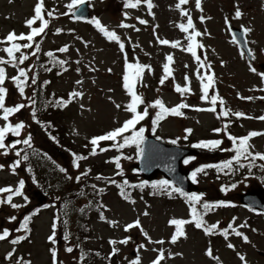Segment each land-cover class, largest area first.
I'll return each instance as SVG.
<instances>
[{"label":"rangeland","instance_id":"obj_1","mask_svg":"<svg viewBox=\"0 0 264 264\" xmlns=\"http://www.w3.org/2000/svg\"><path fill=\"white\" fill-rule=\"evenodd\" d=\"M86 1L92 17L98 18L109 30H114L120 36L125 48L121 52L118 43L108 41L90 21L71 18L66 7L71 0H44V15L50 21L49 27L45 33L35 38V42H39L41 46L37 56L31 55L34 47L21 49L29 55V59L20 67L27 69L30 65L33 66L29 72V84L33 75L37 77V82L49 81L50 83L44 85L45 92L48 94L52 92L65 100L69 98V93L72 91L82 92L83 96L72 100L63 107L62 112H55L52 115V126L55 128L59 143L53 142L35 122L31 105L11 115L8 121L0 118V126L7 123L14 125L21 121L25 124L19 136L12 133L6 135V144L31 136V147L22 143L18 144L14 149H9L8 155H3V149H0V164L5 166L0 169V187L15 188L21 179L24 181L23 196L12 198V202L21 207L14 209L7 203L0 204V232L7 228L11 234L7 240L0 241V264H17L20 258L30 261V264H52L49 251L51 248L56 249L57 259L63 264H131L137 256H139L140 264H150L158 254L153 249L161 248L164 249L165 258L160 264H217L212 256L206 255V250L209 248L212 250V255L218 257L222 264H264V255L259 254V251L264 252V215L254 214L240 206L238 202V195L246 189L264 187V167H261L264 161L257 159L249 172L248 160L241 158L240 163L246 165L244 168H240L233 161L231 170L218 171L216 168L215 171L205 170L207 174L199 173V182H196L200 190L195 193H204L203 200L226 201L234 205L209 212L204 217L207 224L219 221L218 227L225 228L233 222L235 217L234 227L241 224L247 225L243 228L237 227L238 231L249 238L247 242L242 237L232 234L231 230L226 240L219 231L216 234L206 235L203 229H197L194 223H189L183 226L185 237L179 238L173 244L170 243V237L175 231V226H170L168 221L181 217L190 219V207L188 208L189 203L186 200L183 201L175 195H150V186H145L143 189L133 188L129 194L130 200L122 198L119 194L117 185L122 184L124 180L133 185L143 180L138 171L132 167V163L137 159L135 146L119 150L112 148L106 152L98 150L97 155H88L91 151L89 140L93 136L102 135L119 127L130 117L123 108L130 99L122 87L125 60L151 66V71L145 69L142 81L138 84L141 92L139 94L143 96L146 103L160 98L168 107L182 100L198 108L211 107L210 100H200L202 93L200 81L197 78V73L204 75L207 72L215 77L214 88L209 90L210 96L216 94L223 98L226 108L242 111L247 117H252L236 118V121L235 118H231L233 122L228 124L227 117L217 119V113L220 111L218 102L217 113L188 108L181 110L184 112L183 116L169 115L160 121L154 133L167 141H182L181 146L187 147L190 142L196 144L202 140H222L219 148L215 150L200 148V153L193 156L194 159L187 164L183 162L191 173L202 165L221 164L235 155L232 141L228 139V135H224L226 132L236 137L245 136L249 131L264 132V121L255 118L264 115V100L258 99L264 96V81L259 75L264 73V67L261 66L264 63V0H201L200 9L196 8L195 0H189L188 4L181 6L191 15L194 29L201 33L206 30L208 33L196 37L197 42L203 45L196 51L201 60H206L210 68H199L195 58L185 50L188 33L182 32L178 25L186 24L187 16H182L181 9L175 8L179 0H152L153 15H149L147 5L143 3L137 8L125 9L123 0ZM36 2L37 0H0V40H3L10 31H14L17 35L27 34L30 31L25 25V20L34 15L33 7ZM237 6L242 13L239 18L235 17ZM53 9H55L56 18L48 17L46 14ZM125 12L128 14L127 18L124 16ZM63 13L68 14L63 15ZM201 16L205 17L203 22L200 20ZM137 17L146 20L147 24H140ZM226 18L238 27L251 29L245 37L255 57L254 60L241 54L243 51L233 41ZM121 21L135 27L121 28L119 27ZM35 25L39 26V21L33 27ZM57 28L62 29L59 34L55 32ZM191 31L190 29L189 32ZM157 37L170 42L179 41L181 46L172 47L171 43L161 45ZM84 42H87V46ZM20 44L23 43L20 42ZM65 45L68 46L67 52L57 51ZM8 46L7 42L0 43V58L8 59L7 53L3 51ZM48 51H52L57 59L67 61V71L61 70L59 75L52 71L47 73L36 71L39 56ZM169 54L173 56V63L170 65L173 75L165 81L164 85H160L159 80L164 74L163 64L167 62L166 56ZM15 55L19 57L20 53ZM250 65L257 69L256 73L250 71ZM2 66L6 70V80L3 85L7 89L6 106H14L18 103L28 104L27 97H32L34 85L26 87L25 96L21 97L10 79L18 75L17 70L10 64ZM77 68L80 69L79 72ZM109 69L111 71H108ZM77 80L82 83L76 84ZM186 83L191 88V92L182 97L175 91L174 86L179 84L183 87ZM237 93L243 97L252 96L257 99L243 100ZM116 104H120L121 108L117 109ZM143 109L144 105H141L138 110L143 111ZM156 111L157 109L149 108V116L137 125V128L141 126L145 128L144 135L152 132V118ZM0 117H2V111H0ZM225 124L228 125L226 132H213L214 128H224ZM185 129H192V132L186 133ZM125 135H130V132ZM185 136L187 139H184ZM111 143L112 141H101L100 147L107 148ZM86 144L88 147H85ZM249 144L252 145L250 151L264 153V135L251 138ZM221 149H231V151ZM17 150L21 151V156L25 153L30 154L34 150L43 154L47 153L52 166L49 174L51 185L59 182L61 188L71 194L62 200L52 188L33 184L27 177L28 169L24 168L26 161L22 160L13 173L9 166L20 159L15 154ZM72 153L88 156V159L79 161V168H75ZM116 156H121L119 169L116 168L115 162H112V158ZM60 168H64L65 172H61ZM86 169H90L87 175L89 180L83 177L77 182L75 177ZM216 173L217 177H213ZM98 174L106 179L98 180L96 178ZM69 177L72 178L69 179ZM108 180H115L116 183H108ZM161 180L163 178L158 177L155 181ZM83 185H88L91 190H94L91 186L96 185L97 191L101 188L104 191L100 192L97 212L93 215L89 214L88 220L83 222L87 224L86 228L89 230L86 232L88 234L86 242L80 250L81 246L74 247L69 238L65 241L66 217L60 218V216H63L65 212L62 210L65 203L74 199V194L84 191ZM222 188L227 190L224 191ZM36 191L43 192L46 199L39 201V194H34ZM49 194H51L50 198ZM7 195L8 193L0 194V197ZM25 196L27 201L24 199ZM78 203L80 205L75 206L73 212L80 211L84 200ZM45 205L48 207H44ZM68 207H70L69 204H67ZM37 209H39L38 212ZM34 212L36 214L32 215ZM66 212L68 216V211ZM101 212L105 216L103 221L100 219ZM145 212L148 214L144 215ZM26 215H31L29 231L17 232L16 229ZM11 216H16L17 219L10 222L8 218ZM70 217L75 220L74 216ZM54 219L57 224L55 244L48 240L53 232ZM137 219L152 241L163 240L164 243H149L138 228L125 231V225ZM73 220L69 227H76ZM108 221L117 223L113 225ZM73 231L75 236L77 231L74 229ZM19 235H26V238L18 244H11L10 240ZM126 238H129L128 243H119ZM110 240L117 243L110 244ZM228 243L233 244L234 248H228ZM140 244L146 247L139 249ZM66 247H73V252L65 251ZM113 248L118 251L109 258ZM13 249H15L13 256L5 259L6 254ZM82 250L86 253L83 261L80 260ZM176 253L180 255H175ZM240 256L245 259L242 261Z\"/></svg>","mask_w":264,"mask_h":264},{"label":"snow or ice","instance_id":"obj_2","mask_svg":"<svg viewBox=\"0 0 264 264\" xmlns=\"http://www.w3.org/2000/svg\"><path fill=\"white\" fill-rule=\"evenodd\" d=\"M189 0H179V2L175 5L176 9H181V15L182 16H187V23H180L178 27L182 32L188 33L187 35V45L185 50L195 58V60L198 63L199 68H210V65L206 63V60H201V57L197 55V48H202L203 45L199 44L196 40V37L206 35L208 34L207 31L205 30L204 33H201L199 31H196L194 29V24L191 15L187 12V10L182 9V5L188 4ZM86 3V0H71V3L67 4L66 7L68 9V12L72 13L75 19H83L84 18V12L82 6ZM146 4L147 8L149 10V15H153L151 12V9L154 7L152 0H123V7L125 9L128 8H137L141 4ZM195 6L196 8L200 9L201 8V0H195ZM33 12L34 15L31 16V18H27L25 20V25L30 29V31L25 34V33H20L17 35L14 31H10L6 37L3 38V40H0V43H5L7 42L9 44L8 47H5L3 49L4 52L7 53L8 59L5 60L3 58H0V111H2V118L4 121H8L9 117L17 112H19L21 109L28 107L29 105L32 106V117L34 120H37V108H36V91H33L32 97H27L28 104L24 103H18L15 104L14 106H6L5 100H6V94H7V89L3 86L6 80V70L2 66L4 64H10L13 68H15L18 72V75L10 77V79L14 82L16 88L18 89V92L21 97L25 96V88L26 87H31L32 85H35L37 83V77L33 75L31 77V84L28 83L29 81V72L32 70V65H30L27 69L24 67H20V65H23L25 61L29 59V55L25 54L21 49H33L34 51L31 52L32 56H37L38 53L40 52V43L35 42V38L38 36H41L43 33H45V30L49 27L50 21L45 18L44 12V0H37V2L34 4L33 7ZM47 16L56 18L55 17V9L47 11ZM68 13H63V15H67ZM127 12L124 13L125 18H127ZM242 15L239 7H236L235 11V17L239 18ZM138 22L140 24H147V21L144 19H141L137 17ZM205 19L204 16L200 17L201 22H203ZM39 21V26L38 27H33V25ZM90 22L94 24L96 29L108 40V41H115L118 43L119 49L121 52L124 51L125 45L123 42H121V38L119 35L116 34L114 30H109L105 25L102 24V22L96 18L92 17ZM227 22V18H226ZM119 27L121 28H129L132 27L134 28V25H129L121 21L119 24ZM192 30L189 32V30ZM62 31V29L57 28L55 30L56 34H59ZM136 31H139V29H136ZM155 33V29L153 30ZM251 29L249 28H243V33H248L250 32ZM236 37L233 36V40H235ZM16 41H28L27 43H16ZM157 41L161 45H167L171 43L172 47H180V42L179 41H172L170 42L167 39H160L157 37ZM85 46H87V42H84ZM247 41H245V46L247 45ZM58 52L64 53L68 51V46H62L59 49H57ZM78 51V50H77ZM15 53H20L19 57L15 55ZM242 55L244 54L243 52L241 53ZM47 57L50 58L49 63L53 65V67H59L62 71H67V68L65 67L67 61L62 60V59H57L52 51H48L44 53ZM248 55L254 60L255 57L252 54V50L248 49ZM166 63L163 64V72L164 74L161 76L159 80L160 85H164L165 81L169 78L172 77L173 75V69L170 67V65L173 63V56L171 54L166 56ZM77 63H79L77 61ZM223 63V62H222ZM40 67L46 71V72H51L52 67H47L44 64H41ZM187 68V65H185ZM125 70L122 76V87L125 89L126 93L130 97L128 103H126L123 108L126 112L130 114V117L126 119L119 127H116L102 135L98 136H93L89 140V144L91 145V151L89 152V156H95L97 155V151L99 152H106L112 148H115L117 150L123 149L125 147H132L135 146L136 148V155L137 157H141L144 155V149L141 147V144L144 142V133H145V128L144 127H139L137 128V125L143 121L146 117L149 116V108L152 109H157L155 112V116L152 118V124H153V132H155V126L162 120L166 119L169 115L172 116H183L184 112L181 111L182 109H188V108H193L194 110L197 111H209L213 113H217V108L216 105L219 102L220 105V111L217 113V119H220L221 117H228L229 115L235 116L237 118H252V117H247L246 114L242 111H232L229 108L225 107V102L223 98L219 97L216 94H212L210 96L209 90L214 88L215 85V77L213 74L205 73L204 75H200L197 73V78L200 81V88H201V96L200 100L201 101H209L211 103V107L208 108H198L193 105H189L183 100L171 107H168L165 105V103L162 101V99L157 98L152 102L146 103L143 96L138 93L137 91V85L142 81L143 78V73L145 69H148L151 71V66L150 65H145V64H140V63H129L127 60H125ZM77 72L80 71L79 68L76 69ZM94 70V69H90ZM108 71H111L109 69ZM250 71L253 73L257 72V69L255 67H252L250 65ZM58 75L60 74L59 72L57 73ZM262 81H264V73H259ZM185 81H188V76H185ZM44 84L50 83L49 81H44ZM82 81L77 80L76 84H81ZM174 89L177 93H179L182 97H184L186 94L191 92V88L188 86L186 83L183 87H181L179 84H176L174 86ZM111 91V90H110ZM238 97L243 100H253L257 99V97H243L240 96L239 93H237ZM83 93L78 92V91H72L69 93V98L65 100L64 98H55L52 101H49V106H59V107H66L72 100H74L77 97H82ZM258 99L264 100V96L258 97ZM141 105H144L143 111H139V107ZM115 107L117 109L121 108L120 104H116ZM81 108H83V105H81ZM256 119L264 121V115L255 117ZM37 123L39 121L37 120ZM25 127V124L23 121L17 122L14 125L11 123H7L3 126H0V149H3V155H8L9 149H14L16 145L18 144H24L28 147H31V136L29 135L28 138L23 139V140H16L12 144H6L5 143V138L8 133H12L13 135L19 136L21 129ZM228 125L225 124L224 128H214L213 132L215 133H221V132H226ZM130 135H125V133H129ZM186 133H191L192 129H185ZM228 139L232 141L234 149H235V155L228 161L222 162L221 164H205L202 165L198 168H196L192 173H191V180L195 183L197 182V175L199 173H206V169L209 168H216L218 171H221L223 169H232V164L233 161H235L240 168H244L246 165L243 163H240L241 158L244 160H248L247 167L249 169V172H251V168L253 166V163L259 159L264 161V153L260 152H252L250 151V148L252 145L249 144V141L251 138L256 137L258 135H264V132H257V131H249L247 135L242 136V137H236L231 135L230 133L227 134ZM55 139V137H52ZM159 139V137H157ZM184 139H187V136L184 137ZM101 141H112V143L109 145V147H100V142ZM122 141V142H119ZM172 144H176L177 140H172ZM222 144V140L219 139H214V140H202L196 144L193 145V147L197 148H203V149H208V150H215L219 148V146ZM85 147H88L86 144ZM225 151H231V149H221ZM16 156L20 157V159H17L12 165H10V169L13 173H15L16 168L21 164L22 160L26 161L28 160V154L25 153L23 156H21V151L17 150L16 151ZM73 156V167L79 168V161L86 160L88 159V156L85 155H80L76 153H72ZM128 159H131V157H127ZM120 159L121 156H116L112 158V162H115V166L117 169L120 168ZM191 159H194V157H189L188 159L184 160V163L187 164ZM5 166L3 164H0V169H3ZM261 167H264L262 165ZM61 172H65L64 168H60ZM90 172V169H86L83 172H81L79 175L75 177L76 181L79 182L81 179L85 176H87ZM118 175L120 173H117ZM72 177H69L71 179ZM98 180L99 179H106L103 178L101 175H97L96 177ZM108 183L115 184V180H108ZM145 186H150L154 190V194H167L169 196L173 195L174 193H178L180 196L184 197L186 202L189 203L190 207V219H182V218H172L169 219L168 224L170 226H175V231L170 237V243L175 244L177 240L181 237H185L186 233L184 231L183 226L189 223H194L195 227L197 229H203L204 233L206 235H212L216 234L217 231L221 235L224 236V238L227 240L231 230V233L234 234L237 237H242L245 242L248 241V237L244 235L243 232L238 231L237 227L243 228L247 227L246 224H241L239 226L234 227V221L235 217H233V222H230L227 227L225 228H219V221L213 224H207L205 221L204 217L207 215L209 212L215 211L219 207H228V206H234L231 205L230 202L226 201H207L203 200L204 193H186L181 187L176 186L172 184L168 180H161V181H156L152 182L149 185V182L147 181H142L139 184H130L127 180H124L122 184H118L117 187L119 188V194L121 195L122 198L126 200H130V195L126 191V188H141L143 189ZM24 187V181L21 179L18 182V185L13 188L11 186H6V187H0V194L8 193L6 197H0V204L7 203L9 204L12 208L16 209L21 207V205L15 204L12 202V198L14 196H23L22 189ZM93 189H96V185L91 186ZM232 187H235V185H232ZM222 190L226 191L227 189L222 188ZM99 192H103L104 189H99ZM83 194V193H81ZM25 201H27V197H24ZM59 199V198H57ZM91 203V202H90ZM199 205V207H197ZM44 207H48V205H45ZM65 209H67V204L64 205ZM103 207V205H101ZM37 212L39 209L36 210ZM81 212L84 211V209H80ZM36 213H32V215H35ZM65 211V215H66ZM148 213L145 212L144 215H147ZM9 221H15L17 218L16 216H11L8 218ZM100 219L103 221L105 220V216L103 212L100 213ZM31 220V215H26L24 216L23 220L19 224V228L16 229L17 232L23 230L25 233L29 231V222ZM67 224V221L64 222ZM110 224H116L117 222L115 221H108ZM57 227L56 221L54 219L52 228L53 232L51 235H49L48 240L51 241L53 244L56 243L54 237L56 235L55 229ZM132 228H138L142 232V234L148 239L149 243H156V244H163V240H157V241H152L151 238L148 236V233L143 230L141 227L139 219L133 221L132 223H128L125 225V231H128ZM10 231L7 228H4L2 232H0V241H5L10 237ZM26 238V235H19L16 236L14 239L10 240V243L15 245L18 244L20 241L24 240ZM69 238L68 232L65 231L64 234V239L67 241ZM128 239L126 238L124 240L119 241V243L126 244L128 243ZM110 244H115L117 243L116 241L110 240ZM76 247H80L79 244L76 245ZM146 245L140 244L138 245L139 249L145 248ZM228 248H234V245L231 243L227 244ZM15 249L12 251H9L5 259H10L13 256ZM51 256H52V264H63L62 261H58L57 259V251L55 248L49 249ZM65 251L68 253L73 252V247H66ZM118 249L113 248L112 252L109 254V258L114 255ZM153 251H157L158 254L156 255L155 259H153L150 264H160V262L165 258V252L164 249L161 248L159 250L153 249ZM169 255H172L169 253ZM175 255H180L179 253H176ZM206 255L212 256L214 260L217 261V264H222V262L219 261L218 257H214L212 255V250L209 248L206 250ZM239 255V253H237ZM86 256V253L81 251L80 255V260L83 261ZM240 259L243 261L245 258L243 256H240ZM17 264H30V261H24L22 258L17 260ZM131 264H140L139 256L136 257L135 260L131 262Z\"/></svg>","mask_w":264,"mask_h":264},{"label":"trees","instance_id":"obj_3","mask_svg":"<svg viewBox=\"0 0 264 264\" xmlns=\"http://www.w3.org/2000/svg\"><path fill=\"white\" fill-rule=\"evenodd\" d=\"M49 60L50 58L47 57L46 55H40L37 60L38 64L36 67V71L38 73H47L40 67L41 64H44L47 67H52V72H55V74L57 75V73L60 72V68L58 66L53 67V65L49 63ZM44 81L45 80H39L34 85V89H33V91L35 90L37 93L35 96V99L37 102L36 103V108H37L36 115H37V120L39 121V123H37V120H35V122L38 124V126H40L46 131V134H48L50 137H55L54 141L59 143V139L57 138V135L55 134L56 132L55 128L52 126V120H53L52 115L55 112H62L63 107L49 106V101L54 100L57 96L52 92L49 94L45 92L46 86H44L45 85L43 83ZM32 95H33V92H32ZM181 143L182 141H178L176 144H181ZM64 148H69V147H64ZM50 160L51 159H49V156L39 152L38 150H34V152H31L30 154L28 153L27 164L25 165L24 168L28 169V172L33 176L34 181L38 185H44L46 187L52 188V190L56 191L57 195L61 197L62 200H64L71 193H67L66 190L62 189L61 184L59 182L58 183L55 182L54 185H51L52 181H50L51 176H49V174H50V170L52 166H51ZM85 178L89 180L88 176H85ZM83 189L84 191L81 190L78 194L77 193L74 194L75 195L74 199H71L70 201H67L68 203H65V204H69L70 207H68L67 209H65V207H62L63 211H68V216L67 215L64 216L65 212L63 213V216H60V218L66 217L65 221H67V224H65L66 226L64 227V229L65 231L67 229L68 235L70 238H72V242L74 246H76V244H79V246H81L80 247L81 249H82L83 243L86 242L85 241L86 235H88L86 234V232H88L89 230L86 228L87 224L83 222L84 221L86 222L88 220L89 214L93 215L94 213L97 212L98 199H99V196L101 195V193L98 192L96 189L94 190L89 189L88 185H83ZM126 191L128 193L129 192L131 193L133 191V188H126ZM50 197H51V194H49V198ZM81 200H84V203L82 204V208H81V209H84V211L81 212L75 209L77 211L73 212L72 210L75 208V206L80 205V203L78 202H80ZM70 216L72 217L74 216L75 220H73ZM72 220L74 221V225L76 227L72 228V226L70 227L68 226L70 223H72ZM73 229L77 231L75 236H73L74 234Z\"/></svg>","mask_w":264,"mask_h":264},{"label":"water","instance_id":"obj_4","mask_svg":"<svg viewBox=\"0 0 264 264\" xmlns=\"http://www.w3.org/2000/svg\"><path fill=\"white\" fill-rule=\"evenodd\" d=\"M82 8L84 12L83 19H88L87 4L85 3ZM229 27L232 37H236L234 41L248 54L243 29L232 25L230 22ZM141 147L144 149V155L139 157L132 166L140 171L141 176L145 180H153L161 173L164 178L185 191L191 192L196 189V186L188 179L189 171L182 168L181 160L187 155L197 154V149L169 145L150 134L146 135ZM263 192L264 189L247 190L240 194V202L251 207L263 209L261 206V200L264 198ZM34 194L37 195L39 192L36 191ZM38 197L39 201L44 199L42 195ZM260 253L264 255V252Z\"/></svg>","mask_w":264,"mask_h":264}]
</instances>
